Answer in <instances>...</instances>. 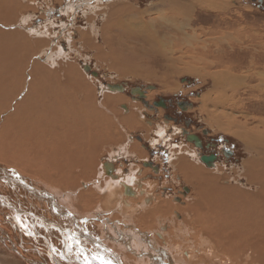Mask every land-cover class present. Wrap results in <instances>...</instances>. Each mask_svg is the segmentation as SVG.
<instances>
[{
	"label": "bare ground",
	"instance_id": "6f19581e",
	"mask_svg": "<svg viewBox=\"0 0 264 264\" xmlns=\"http://www.w3.org/2000/svg\"><path fill=\"white\" fill-rule=\"evenodd\" d=\"M170 1L172 5L177 3L175 7H184L187 13L194 0ZM2 12L0 8V163L16 169L0 165V246L15 253L12 257L5 256L0 263L264 264V129L258 128L259 133L237 130L238 134L243 133L246 147L251 152L248 178L256 184L254 188L234 187L238 196L228 189L229 192L214 193L207 187L210 175H203L212 168L200 161L193 164L187 157H180L176 167L184 173L187 184L191 183L193 191L190 189V193L194 196L187 201L179 196L154 199L149 186L158 179L152 181V177L146 179L144 175L136 179L129 171L130 167L120 164L118 168L115 164L114 159L131 152L127 148L126 152L120 149L113 160L95 164V155L103 149L101 142L113 135L110 117L116 114L125 126L129 120L136 123L141 118L142 105L123 104L128 109L124 115L121 111L120 115L110 113L115 109L108 106L110 112L105 114L104 110L108 108L104 107L103 101L101 104L98 99L95 101L86 81L79 84L81 74L84 75L81 70L71 65L61 67V64L58 65L60 68H44L32 57L31 61L28 59L26 41L4 43V36L14 33L4 35ZM184 27L172 29V36L174 30L180 41L190 31L189 34L194 36L196 29L185 32L187 28ZM251 32L243 39L220 35L223 36L221 39L211 42L221 54L217 57L210 51L198 58L193 52L194 45L187 51L179 48L180 44L173 49V52H192L189 59H199L194 62L200 66L198 68L193 64L190 66V61H185L182 54L174 61L170 57L173 55L169 54L171 50L162 51V56H166L164 59L178 71L177 74L191 72L210 77L218 94L225 97L224 89H239L246 85L242 82L249 78L245 72L259 62L264 64V40H260L264 35ZM133 33L134 29H130L129 39L134 38ZM141 35L146 37L136 38L150 43L152 53L160 51L157 47L163 40L159 34ZM113 39L109 29L102 31L104 44L97 46L98 56L115 55ZM107 45L111 46V54L105 49ZM219 59L228 60L229 64L225 65ZM242 67L247 70L236 72L232 69ZM22 69L31 77L22 76ZM92 73L96 75L95 71ZM162 80L166 85L169 77ZM30 82L38 83V88H32ZM249 83L247 86L264 92V79L253 85ZM24 84L28 91L22 94ZM115 89L122 91L125 87ZM119 96L107 99L123 102L125 99ZM214 116H217L214 120L218 126L227 131H232L234 125L242 126L234 123L232 118L226 124L225 116ZM260 123L264 124V120L260 119ZM139 145L138 142L137 148ZM186 150L189 152L180 149L187 155H195L194 149ZM110 162L114 164V172L108 175L107 171L113 170ZM145 164L158 169L156 173L160 172L149 160ZM198 172L203 175L200 181L195 176ZM142 179L146 181L142 182ZM182 195L187 194L183 192Z\"/></svg>",
	"mask_w": 264,
	"mask_h": 264
},
{
	"label": "rangeland",
	"instance_id": "374dc122",
	"mask_svg": "<svg viewBox=\"0 0 264 264\" xmlns=\"http://www.w3.org/2000/svg\"><path fill=\"white\" fill-rule=\"evenodd\" d=\"M72 3L73 5H71ZM196 3L197 5H195ZM174 5L170 0H0V8H2V14L4 15V35L14 33L12 36L9 34L6 37L4 36V43L14 44L21 41L20 39L26 41L30 47H28L30 50L26 47V52L29 51L30 54L28 59L30 58L31 61L33 58L34 61L40 62L44 68H60L58 65L61 64V67L66 68L71 65L75 66L76 70H81L84 75L81 74L79 84L83 85L86 81V87L93 92L94 99L95 101L98 99L99 104L103 101L106 108L114 106V111L110 112V108H108V110H104L105 114L110 112L120 115L122 112V115H124L123 113L128 112V109L126 110L123 104H130V106L131 104L142 105L141 118H138L136 123L129 120L127 126H125L120 123V118L117 119L116 114L114 117H110L113 135L110 134L101 142L103 149L95 155L97 160L95 164L108 159L113 160L114 155L120 153V151L126 152L128 149L131 152L114 159L115 164L118 168L121 165L130 167L131 170L129 171L134 174V177H137L136 179L142 178L143 175L146 176V179L152 177V181L158 179L153 184L151 182L149 186V191L155 197L154 199L158 196L166 199L169 196L170 198L179 196L183 201H187L191 196H194V193H190V189L193 188L190 185L191 183L187 184L184 173L176 167V163L180 160V157H187L189 161L196 164L200 161L196 156L197 153L187 155L180 151L181 148L186 152H189L186 149H194L191 144L184 146L180 144L188 143L183 133L181 136L176 137L177 140L169 141V137L167 138L164 135L166 127L158 124L152 125L150 120L153 118L156 121L159 117L155 113L152 116L148 113L145 114L144 110H148L142 97L138 96L139 89L147 92V90L156 88L158 90L153 91L152 95L157 93L170 98L174 102V107H177L179 102H183L186 110L179 112L176 108L174 113L181 119L190 121L192 123L191 129L201 134L206 130L209 132V134H206L207 137L223 136L231 139L236 155L226 166L221 161L220 164H217L219 167L216 166L218 168L214 167L208 172H203V175H210L207 187H210L211 191H215L214 193L226 190L238 196L236 192L238 190L234 187L249 189L256 186L248 178V159L251 152L246 147L244 136L242 137L243 133L238 134L237 130L239 132L241 130L244 132V129L258 132L257 130L264 129V126H262L264 124L260 123V119L264 120V98H261L264 96V92L247 86L249 82V85H253L259 79H264V64L261 62L255 64L254 67L245 72L249 78H245L242 82L246 85H241L239 89H224L226 95L222 97L218 94V88H215L210 77L191 72L177 74L178 71L174 70L175 68L169 65L170 62L164 59L166 56H162V51L167 53L171 50L169 54L173 55L170 57L174 61L179 58L178 55L182 54L186 57L185 61H190L188 62L190 66L193 64L198 68L200 66L194 62L199 59H193L194 61L189 59V55L193 54L192 52H173V49L180 44L179 48L187 51L194 45L193 52L197 53L198 58L204 57L210 51H213L217 57L221 54L211 42L223 37L220 35H235L240 36L242 39L248 37L247 35H251V31L257 32L258 35H264V0L263 3H260L259 0H194L191 7L187 8V13L183 10L184 7L180 9L179 6L175 7ZM177 26H185L187 28L184 27L185 32L192 29H196V32L194 36H191L190 31L185 34L184 40L180 41L181 38L176 36L177 31H173V36L171 32ZM104 29H109L114 37L112 45L115 51L114 56H107L106 58L98 56L99 52L97 50V46H103L102 44H104L102 42V31ZM130 29H134L133 39L128 38ZM169 31L171 34L168 33ZM141 33L148 36L159 34L160 39L163 40V43L161 42L157 47L160 51L152 53L150 43L137 39L136 37H146ZM87 35L90 38H87ZM260 40H264V36ZM176 41H179V43H176ZM105 49L107 53H112L111 46L105 47ZM228 52H231L230 49H228ZM16 57L19 58V55ZM218 61L225 65L229 64L228 60L219 59ZM85 65L90 66V68L93 67L94 70L86 69ZM29 66L27 72L30 71L32 63ZM126 67H128L127 70ZM232 69L236 72L247 70L245 67ZM93 71L97 74L94 75ZM148 71L156 72L151 73ZM20 72L22 76L25 75L26 78H29V73H24L23 69ZM78 74L80 73L78 72ZM165 77H169L166 85L161 82ZM109 83L122 84L125 89L122 91L112 90L108 87ZM32 84L33 82H30V85ZM23 86L25 88L22 85L20 86L22 87L21 93L25 94L28 91V86L27 84ZM38 86V83H35L32 88H38ZM175 86H178V88ZM224 90H221L220 93H223ZM114 95H121L119 97L125 100L119 102L116 99L113 102L107 99L110 96L114 98ZM219 101L222 102L219 103ZM132 113L135 114L134 111ZM213 113L218 116H225L223 120L226 121V124L232 118L231 120L234 123H240L242 126L239 128L234 125L232 131L220 128L214 120L217 116L213 117ZM227 116L229 119L226 118ZM147 117L150 120L145 122ZM138 136L143 138V141L139 140ZM136 142L140 144L139 149ZM163 146H166V151H164ZM194 151L196 150L194 149ZM177 152H182V154L178 155ZM100 155L101 158L98 159L97 157ZM144 160L146 162L149 160L152 165L154 163L160 169V172L156 173L158 169H154L147 164L151 168L148 167ZM200 163L202 162L200 161ZM111 164L113 170L111 172L107 171L108 175L114 172L113 162ZM0 165L4 166L2 163ZM4 167L16 169L10 166ZM198 169L196 170L198 171ZM185 174L187 175V173ZM195 176L198 180L202 177L199 172ZM146 179H142V182ZM204 185L206 183H203ZM164 187L167 189L164 190ZM191 190L193 191V189ZM183 192L187 195L181 196ZM0 247V261L5 256H14L13 251L7 249L9 253H6L8 252L6 248ZM15 258L17 259L16 256ZM17 260L19 262V259ZM0 264H3V262ZM5 264L13 263L5 261Z\"/></svg>",
	"mask_w": 264,
	"mask_h": 264
},
{
	"label": "flooded vegetation",
	"instance_id": "af4514ba",
	"mask_svg": "<svg viewBox=\"0 0 264 264\" xmlns=\"http://www.w3.org/2000/svg\"><path fill=\"white\" fill-rule=\"evenodd\" d=\"M259 2L263 3V0H259ZM90 69L94 70L93 67ZM157 90L158 89L155 88L154 90H147V92H145L139 89L140 92L138 96L142 97L144 105L148 110H144L145 114L148 113L152 116L153 113H155L156 116L159 117L156 121H154L155 119L153 118L150 120V118L147 117V119L145 118V122L150 120L152 125L158 124L166 127L164 135H166L167 138L169 137V141H173L174 139L177 140L176 137L181 136L183 133V136L188 143L180 144L182 146L191 144L196 150L197 158L206 166L214 168L217 164H220L221 161H223L222 164L224 163L226 166L236 155V150L232 147L231 139L223 136L207 137L206 134H209L208 131L205 130L203 131L204 133L201 134L196 130L191 129L192 123H190V121H185L174 113L176 108L179 112L186 110V106H183V102H179L177 107H174V102L170 98L162 94L158 95L157 93L152 95V92ZM137 138L143 141V138L139 136ZM163 148H165L164 151H166V146H163ZM161 156L163 155L161 154Z\"/></svg>",
	"mask_w": 264,
	"mask_h": 264
},
{
	"label": "water",
	"instance_id": "95a60500",
	"mask_svg": "<svg viewBox=\"0 0 264 264\" xmlns=\"http://www.w3.org/2000/svg\"><path fill=\"white\" fill-rule=\"evenodd\" d=\"M86 69L88 68V66L87 65H85L84 66ZM97 74V73H96ZM119 86H122L121 84H112V83H109L108 84V87L110 88V89H115V88H118ZM205 159V158H204Z\"/></svg>",
	"mask_w": 264,
	"mask_h": 264
},
{
	"label": "snow or ice",
	"instance_id": "6c2138e0",
	"mask_svg": "<svg viewBox=\"0 0 264 264\" xmlns=\"http://www.w3.org/2000/svg\"><path fill=\"white\" fill-rule=\"evenodd\" d=\"M105 264H106V262H105Z\"/></svg>",
	"mask_w": 264,
	"mask_h": 264
}]
</instances>
